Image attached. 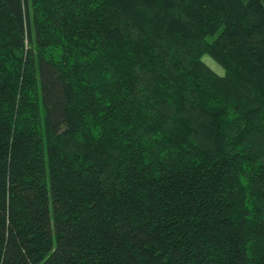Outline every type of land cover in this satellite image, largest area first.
Returning a JSON list of instances; mask_svg holds the SVG:
<instances>
[{
  "label": "trees",
  "instance_id": "16d2710c",
  "mask_svg": "<svg viewBox=\"0 0 264 264\" xmlns=\"http://www.w3.org/2000/svg\"><path fill=\"white\" fill-rule=\"evenodd\" d=\"M0 264H264V0H0Z\"/></svg>",
  "mask_w": 264,
  "mask_h": 264
},
{
  "label": "rangeland",
  "instance_id": "374dc122",
  "mask_svg": "<svg viewBox=\"0 0 264 264\" xmlns=\"http://www.w3.org/2000/svg\"><path fill=\"white\" fill-rule=\"evenodd\" d=\"M27 44L29 45V42H27ZM202 58L217 72L219 73H223L224 72V68L221 64H219L214 58H212L209 54L204 53L202 55Z\"/></svg>",
  "mask_w": 264,
  "mask_h": 264
}]
</instances>
